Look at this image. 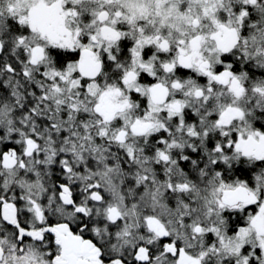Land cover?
<instances>
[{
  "label": "snow or ice",
  "instance_id": "obj_1",
  "mask_svg": "<svg viewBox=\"0 0 264 264\" xmlns=\"http://www.w3.org/2000/svg\"><path fill=\"white\" fill-rule=\"evenodd\" d=\"M0 264H264V0H0Z\"/></svg>",
  "mask_w": 264,
  "mask_h": 264
}]
</instances>
